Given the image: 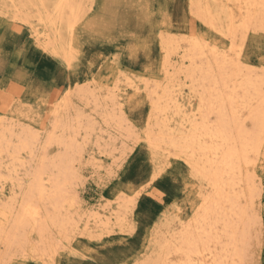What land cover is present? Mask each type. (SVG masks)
Listing matches in <instances>:
<instances>
[{
  "label": "bare ground",
  "instance_id": "obj_1",
  "mask_svg": "<svg viewBox=\"0 0 264 264\" xmlns=\"http://www.w3.org/2000/svg\"><path fill=\"white\" fill-rule=\"evenodd\" d=\"M83 2L85 0H48V3L43 0H33L32 3L29 0H11L13 5L11 7L14 8L15 17L21 18L23 21L31 18V14L35 11L38 24L35 27L33 26L35 28L34 34H36L37 40L44 44V46L42 45L44 51L46 49V51L58 56L63 54V57L67 58L70 56L66 55L64 47L67 45L68 49L71 50L72 48L71 35H73L74 25L82 18V9H85L82 6ZM190 4L191 9L189 8V10L191 13H189L192 17L227 40L230 47L228 51L223 50L216 41L211 43L195 34L188 39H179L183 46L175 39L162 40L161 47L166 53V56H164L165 61H163L165 64L162 69L163 82H167V85L164 86L165 88L163 87L164 89L162 88V96L156 100L160 103L162 100L167 99L166 102L169 106L165 104V107L161 108L157 101L153 102L152 106L155 113L152 116L156 118L157 115L155 114H167L166 111L172 108L175 109L176 114H181L183 118L182 121H175V126L171 129V124L169 125L164 120L161 121L162 119L157 121L158 118H156L155 123L157 124L154 125H156L157 131L154 132V128H151L155 127L154 125L151 126L150 129L152 130L146 129L148 132L145 138L153 153H157L160 158L168 159L169 156H172L176 159L174 153L180 151L190 161L191 167L188 164L185 165H188L195 180L197 178L201 184L200 197L202 203L197 207L196 214H193L192 222L184 226L177 234L178 236H171L170 232L167 231V235L169 234L168 236H171V239L172 237L175 238L170 241L169 246L165 245L168 248H163L165 251H162L164 253V255H161L162 258L157 259L158 262L153 261L156 264H245V260L249 259H245L248 256L246 251L249 252L248 246H251L254 241L256 247L263 242H259L263 233L262 220H260V216L255 210V205L253 214H249L253 208L252 191L249 190L246 193L245 189L249 187L250 180H254V199L259 198L256 167L257 163L261 162L264 152V71L247 65L243 60L239 49L243 47L246 38L241 39L240 33L248 25L257 29L264 28V7H261L264 0H191ZM55 5H59V7H55ZM26 25L30 24L27 22ZM38 27H42V30ZM64 33H67L69 40L65 36L67 41H64ZM163 49L161 50L163 51ZM180 49H185L181 56L182 62L174 65L170 59L174 55L178 56ZM73 50H71L73 53L78 52ZM75 54L77 56L78 53ZM233 55H235V58H233ZM65 60H68V58ZM179 73L180 76L183 74L185 78L180 79ZM175 74L178 76L175 77ZM176 79L178 81L184 80L191 87V90L196 93L199 102L195 110L185 107L181 97L178 100V97L174 96V92L172 93ZM150 84L147 86L150 87ZM115 86L117 87V85ZM81 87L83 86L78 87L81 96L87 97L86 94L88 93L85 95L84 93L88 88L84 87L87 89L84 90ZM174 90L178 91V89ZM151 91L156 93L158 89L156 91L154 88ZM151 91L148 90L147 93ZM153 92L150 94L152 95ZM92 93L90 96H93L94 93ZM71 95L64 96L66 97L63 98L64 101L61 102L58 108L54 109L53 114L51 113L50 126L48 128L47 125L46 127L43 126V129L40 130L46 135L45 138L42 136L44 138L43 144L41 143L43 138H40V134L29 127L23 128L21 125L16 124L5 125L3 126L5 128L2 127L3 129L0 127V166L3 165V168H0H5L10 174H8L9 177L0 176V179H9L13 185L12 189L16 187L14 185L16 183L19 191V193H16L17 189H14L16 192H13V196L9 198H4V195L0 196V249L3 247L2 252H0V262H5L15 253H20L23 256L27 251V247H32L30 254L36 256V254L40 255L42 253L43 264H48L45 262L44 257L48 256L50 259L52 256L53 258L57 251L56 240L52 233H49L50 225L57 228L54 231L58 230L60 234L65 235L66 240L70 237V232L76 227L78 216L75 213H67L66 205L75 202L74 199H71L73 188L70 189V186H74L72 182L77 180L75 162L81 156L82 152L79 148H81V144L88 141L83 142L88 139L89 133L93 132L92 124L95 122L91 124V118L89 115V117L84 116V110H79V112L75 111L77 109L74 110L76 106L74 107L75 104H72L71 98H73V95L72 97ZM111 95H107L109 98L112 97L108 101L117 109L118 96L115 94L116 98ZM95 97L97 96L95 95ZM97 98L99 99V97ZM97 98L93 100L95 102V109L93 110L95 115L98 113L102 117L103 123L108 126L113 121H117L118 125L116 126L125 131V135L138 144L137 138L139 136L136 137L137 134L135 133L137 129L133 130V127L128 126L129 121L127 122L125 119L126 116L124 118L121 114L120 117L119 112V117H116L117 112L115 114V110L112 111L113 108L110 110L112 112L106 111L108 109H106L107 104L104 106V101H100L99 104L96 103L98 102ZM175 113L173 112L174 115ZM92 119L95 121L94 118ZM149 119H151V116ZM149 122L151 121L149 120ZM79 130L86 134V136H83L85 139H82L83 143L80 145L77 141V137L81 132ZM111 130H113L112 127ZM115 134L119 135L118 132ZM99 139L101 138L99 137ZM125 140L129 141L130 139ZM122 144H124L123 141ZM53 145L58 146L56 148H59L60 152L57 151L58 153L51 157L48 155L47 150L51 148L50 146L53 148ZM94 145L96 147V143ZM114 150L113 152H118ZM132 151L133 148H129V151L124 152L125 154L122 153L125 156ZM107 153L111 154L110 148ZM3 156L7 159L8 163H6L8 165H6ZM156 156H153V158ZM117 159H113V161L117 162ZM166 162L168 163V161ZM21 173L23 177L20 176ZM0 175L2 174L0 173ZM1 190L3 189L1 188ZM72 198L74 197L72 196ZM120 219H118V222ZM28 229H33L31 234L37 233L39 240L37 245L36 241H32V238L31 241L35 245L31 243L28 237ZM174 230H172V233ZM165 242L168 243L169 240L166 241L165 239ZM159 246L161 247L162 244ZM36 259L38 260V257ZM147 260L146 262H148ZM143 262L145 263V261ZM148 264L150 263L148 262Z\"/></svg>",
  "mask_w": 264,
  "mask_h": 264
},
{
  "label": "rangeland",
  "instance_id": "obj_2",
  "mask_svg": "<svg viewBox=\"0 0 264 264\" xmlns=\"http://www.w3.org/2000/svg\"><path fill=\"white\" fill-rule=\"evenodd\" d=\"M0 1V12L4 11V13H0V16H2L0 17V45H10L14 50L12 53L0 52V120L4 119L0 121V124H4H1L0 127L10 124L21 125L23 128L29 127L36 133L38 132L41 139L43 138L42 136L45 138V133L40 130L43 129V126L46 127L47 125V128L50 126L51 113L53 114L54 109L58 108L61 102L64 101L66 98L64 96L70 94L74 98V101L71 98L72 104H75L74 107L76 106L74 110L77 109L75 111L78 112L79 110H84L83 114L86 117L90 116L91 124L93 122L97 124H92L94 129L92 133H89L88 139L83 137L86 134L81 130H79L82 132H80L81 135L79 134L77 137L79 145L86 140L91 141H86L79 148L82 154L75 162L77 180L72 182L75 187L70 186V189L73 188L71 195L74 197L72 198L71 196V199H74L75 202L72 204L70 202L66 205L67 213H75L78 216L76 227L70 232V237L66 240L65 235L60 234L58 230H55V232L54 229L57 228L50 225V231H48L52 233L56 240L57 251L53 258L52 256L50 259L48 256L44 257L45 262L48 264H73V262H76V264H148V262L156 264L155 262H158L157 259L162 258V254L164 255L163 252L165 250L163 248H168L166 246L170 245V241L174 240L184 226L192 222L196 209H198L197 207L202 203L200 197L201 184L197 178L195 180L188 165H185L183 161H177L172 156L167 157L169 160L160 158L157 153H153L145 138L148 132L146 129L152 130L154 128L153 131H157L156 125H154L157 124L155 123L156 120L160 121L162 119L161 121H166L169 125L171 124V129L175 126V121H182L183 118L181 114H176L175 109L172 108L170 109L171 111H166V113L168 112L167 114H155L158 119L153 117L155 112L153 111L152 103L162 96V88L167 85V82H165L166 84L163 82L162 69L165 64L163 61H165L164 56H166V53L161 47L162 40L175 39L183 46L181 40L191 38L195 34L208 42L214 43L216 41L226 51L230 47L229 42L192 17L189 10L191 0H85L82 5L85 8L82 9V18L79 19L80 21L78 20L79 24L76 23L74 25L73 35H71V46L74 49L71 48V50L78 52L73 53L67 48V45L64 47L66 55L70 56L67 57L68 60L70 59L68 61L65 60L67 58H64L63 54L58 56L46 51V49L44 51V44L39 42L36 34H34V27L38 24L35 11L31 14V18L23 21L21 18L15 17L14 8L11 7V0L9 2L8 0ZM43 1L48 3V0ZM29 2L32 3L33 0H29ZM11 13H13V16L10 15ZM27 22L30 25H26ZM39 28L42 30V27ZM65 36L68 38L67 33H64V41L69 40V38L66 40ZM184 50L180 49L178 56L174 55L171 57L170 61L172 64L176 65L182 62L181 56ZM239 50L247 65L260 69L264 68V61L255 65L252 63V59L256 58L258 53L264 51V44L259 42V34H257V43L254 45L251 55L246 54L247 41ZM132 51L135 52L134 57L129 55ZM75 53H78L77 56ZM71 57L76 59L74 60ZM20 72L25 75L21 77ZM176 76L178 75L175 74ZM179 78L183 79L185 77L183 74L180 76L179 73ZM144 80L147 81L145 82ZM176 80L173 89H178V91H173L172 89V93L174 92L173 94L178 97V100L181 97L185 107L195 110L199 102L197 101L196 93L191 90V87L184 80ZM72 81H75V84L65 93L64 85L71 84ZM150 82L153 84L151 85ZM177 83L179 86H177ZM144 84L146 86L150 84V87H146ZM80 86H83L81 88H88L89 91L84 88V90H87L84 93V95L88 93L86 94L87 97L81 96L80 88H78ZM94 87L95 89H93ZM144 87L149 91L154 90V88L156 91L157 89L160 91L156 93L151 91L153 92L151 95V92L147 93L148 90ZM73 91L76 93H73ZM91 93L93 96H90ZM77 94L79 98L78 96L76 97ZM95 95L99 99L97 97L94 98ZM107 95L117 98L119 101L117 109L108 101L112 97L109 98ZM152 96L153 98H151ZM75 97L79 100H76ZM106 97L108 98L104 100ZM141 97H144V100H141ZM96 98L98 100L96 103L99 104L100 101H104V106L105 104L109 105H106V109L108 108L106 111L114 112L115 110V114L117 112L116 117H119V112L120 117L121 114L122 117L126 116L124 118L127 122L129 121V124L131 123L128 126L133 127V130L137 129L135 133L137 134L136 137L139 136L137 138L138 144L134 142L135 140H131L125 135V131L120 130L116 126L118 125L117 121H113L114 123L112 122L108 126L103 123L102 117L98 113H96V117L95 111H93L95 109L93 100ZM166 101L167 99L162 100L160 103L159 101L157 102L161 108H164V105L168 104ZM157 102L156 104H158ZM112 108L113 110L110 111ZM187 108L185 109L187 110ZM145 111L148 113L147 116L144 115ZM150 116L151 119H149ZM132 117H137V119L133 120ZM165 117H168L167 120H165ZM142 124L143 126H141ZM95 125L96 127H94ZM153 125L155 127H151ZM111 127L113 130H111ZM116 131L119 135L115 134L117 133ZM90 137L92 138L90 139ZM44 138L41 140L42 144L44 143ZM125 139H130L131 141H126ZM110 140L112 141L110 142ZM122 141L127 147H124ZM50 147L48 148L49 151L47 150L49 156L53 157L58 153L57 151L60 152V149L56 148L58 146L53 145V148L52 146ZM109 148L111 149L110 155L107 153ZM129 148H133V151L124 156L126 151H129ZM113 150L118 152L115 153ZM137 150L144 153V159L141 160V170L149 166L154 169L165 167L163 165H167L169 168H176L177 175L172 177V185L169 187L170 195L156 189L154 187L155 181L151 185L153 188L152 192L141 186L140 192L142 194L140 193V196L135 195L137 192L136 180L142 179V177L129 178L128 160L136 155ZM122 152L125 153L123 154ZM153 156L156 157L153 158ZM113 159H117V162H114ZM261 159V162L259 161L256 167L260 199H254L255 210L260 216V220H262L261 213L264 212L260 192V183L261 180H264V152ZM4 161L6 163L7 159L5 158ZM7 163L6 165H8ZM178 164L183 165V170L177 167ZM82 166L90 172L91 179L80 174ZM0 167L3 168V165ZM2 168H0V173L2 174L0 176H8V171ZM22 173L24 174L23 170ZM22 173L21 177H23ZM14 185L16 186L14 189H17V192L12 189L13 185L9 179H2L0 181V196L4 195V198H9L13 196V192L19 193L17 184L15 183ZM113 185L116 186L113 187ZM133 196H135V199H133ZM167 200L171 202L165 203ZM256 202L258 203L256 204ZM256 205L259 206L257 207ZM118 216L122 218L120 219ZM153 217L155 218L153 219ZM118 219L122 220L121 226ZM149 221H151L150 224ZM173 229L175 230L172 233ZM28 230L30 241L32 238V241H36L37 245L39 241L37 233L33 231L34 233L31 234L33 229ZM167 231L170 232L168 233L171 236L175 237L171 239V236L167 235ZM262 232L259 242H263L256 247L254 241L252 242L254 245L251 244L252 248L248 246L249 252L246 251V255L249 257H245V259L249 258L245 260L248 264L249 261H254V264H264V223H262ZM58 235L59 237H57ZM163 238L166 241L169 240V242L166 243ZM34 242L32 243L33 245H35ZM157 244H162L164 247L157 246ZM30 249L32 247H27V251L23 255L25 257L20 255V253H13L15 255H12L13 258L11 256L10 259H5L8 264H43L42 253L35 256L30 254ZM254 249H256V252ZM0 250L2 252L3 247ZM36 257H38V260ZM6 261H1L0 264H7Z\"/></svg>",
  "mask_w": 264,
  "mask_h": 264
},
{
  "label": "snow or ice",
  "instance_id": "obj_3",
  "mask_svg": "<svg viewBox=\"0 0 264 264\" xmlns=\"http://www.w3.org/2000/svg\"><path fill=\"white\" fill-rule=\"evenodd\" d=\"M55 7H59V5H55ZM261 7H264V4L261 5ZM257 34H259V42L261 44H264V28H255L253 26H246L243 28V31L240 33L241 39L246 38L247 41V53L248 55H251L254 50V45L257 43ZM14 50L10 45H0V52L4 53H12ZM131 57L135 56V52L132 51L129 54ZM233 58H235V55H233ZM264 61V51H261L257 54V57L252 59V63L258 64L260 62ZM262 71H264V68H262ZM25 74L23 72H20V76L23 77ZM75 84V81H72L71 84H65L64 85V91L65 93L67 90L72 87ZM141 100H144V97L140 98ZM146 102V101H145ZM147 111H145L144 115L147 116ZM133 120L137 119V117H132ZM143 126V124L141 125ZM176 156L177 161H183L184 164H188L189 167H191L190 161L180 152L177 151L174 153ZM144 159V153L137 150L136 155L132 156L130 160H128V167H129V178L133 177H142V179H137V192L135 195L140 194V188L141 186L146 187L149 192H152V183L155 181L154 187L156 189H159L162 193L168 194L169 193V187L172 185V177L177 175L176 168H169L167 165L162 168L154 169L153 167L149 166L146 167L144 170H141V160ZM177 167L181 168L183 170V165L178 164ZM167 169V174H166ZM80 174L83 177H86L88 179H91L92 176L88 170H86L83 166L81 167ZM254 180H250L249 187L245 189L246 193L251 190L252 191V198H253V208L250 210V215L254 212V198H255V187H254ZM116 185H113L115 187ZM260 192L262 197V207H264V180H261L260 183ZM133 199H135V196H133ZM170 200L165 201V203H170ZM262 217V223H264V212L261 213ZM155 217H153L154 219ZM151 221H149V224ZM131 227V226H130ZM73 264H76V262H73ZM249 264H254V261H249Z\"/></svg>",
  "mask_w": 264,
  "mask_h": 264
}]
</instances>
